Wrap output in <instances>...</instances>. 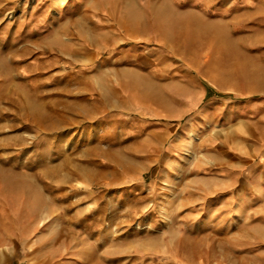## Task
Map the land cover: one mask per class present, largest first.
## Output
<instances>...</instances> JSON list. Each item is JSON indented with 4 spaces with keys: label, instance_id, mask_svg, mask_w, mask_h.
I'll list each match as a JSON object with an SVG mask.
<instances>
[{
    "label": "rangeland",
    "instance_id": "rangeland-1",
    "mask_svg": "<svg viewBox=\"0 0 264 264\" xmlns=\"http://www.w3.org/2000/svg\"><path fill=\"white\" fill-rule=\"evenodd\" d=\"M0 264H264V0H0Z\"/></svg>",
    "mask_w": 264,
    "mask_h": 264
},
{
    "label": "crops",
    "instance_id": "crops-1",
    "mask_svg": "<svg viewBox=\"0 0 264 264\" xmlns=\"http://www.w3.org/2000/svg\"><path fill=\"white\" fill-rule=\"evenodd\" d=\"M205 21H209V20H205ZM208 24H210V32H217L221 29H223V25H225L224 23L218 22V21H209Z\"/></svg>",
    "mask_w": 264,
    "mask_h": 264
},
{
    "label": "trees",
    "instance_id": "trees-1",
    "mask_svg": "<svg viewBox=\"0 0 264 264\" xmlns=\"http://www.w3.org/2000/svg\"><path fill=\"white\" fill-rule=\"evenodd\" d=\"M210 96H211V93H210V91H208V94H207L206 97H210Z\"/></svg>",
    "mask_w": 264,
    "mask_h": 264
},
{
    "label": "bare ground",
    "instance_id": "bare-ground-1",
    "mask_svg": "<svg viewBox=\"0 0 264 264\" xmlns=\"http://www.w3.org/2000/svg\"><path fill=\"white\" fill-rule=\"evenodd\" d=\"M222 23V22H221Z\"/></svg>",
    "mask_w": 264,
    "mask_h": 264
}]
</instances>
